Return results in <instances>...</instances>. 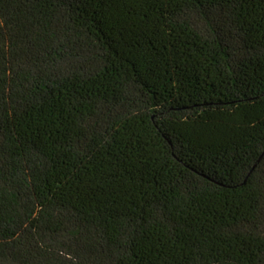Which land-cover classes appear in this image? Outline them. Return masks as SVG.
Returning a JSON list of instances; mask_svg holds the SVG:
<instances>
[{"label":"trees","instance_id":"1","mask_svg":"<svg viewBox=\"0 0 264 264\" xmlns=\"http://www.w3.org/2000/svg\"><path fill=\"white\" fill-rule=\"evenodd\" d=\"M0 264H264V0H0Z\"/></svg>","mask_w":264,"mask_h":264}]
</instances>
